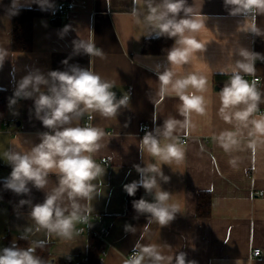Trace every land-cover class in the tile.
Wrapping results in <instances>:
<instances>
[{"label": "crops", "instance_id": "obj_1", "mask_svg": "<svg viewBox=\"0 0 264 264\" xmlns=\"http://www.w3.org/2000/svg\"><path fill=\"white\" fill-rule=\"evenodd\" d=\"M151 2L154 6L161 0ZM148 3L149 0H47L42 8L40 0H17V7L36 8L47 15L34 19L33 50L14 53L10 48L13 0H0V52L5 54L0 66V90L6 94L3 122L10 126L9 132L3 125L0 128V180L6 181L12 171L5 152L30 151L41 143L43 133L52 131L42 124L35 111V99L40 92L48 94L53 83L48 75L51 71L70 72L74 66L92 71L112 83L110 91L117 101L128 97V103L112 117L88 110L83 115L69 114L70 122L62 126L85 127L84 122L89 120L90 127L104 133L97 142L99 148L86 153L102 169L89 181L93 185L90 196L70 199L65 192L56 201L65 217L76 213L70 236L50 232L31 215L33 207L43 204L47 195L59 187V175L50 172L45 188L38 189L32 182L26 185L29 212L12 213L0 202L1 251L3 236L9 235L15 241L17 236L25 235L33 242L48 244L57 264H64L67 259H84L89 248L88 235L80 234L79 229L85 226L82 216L90 215L93 233L106 231L102 240L103 264H127L132 251L141 255L148 246H156L166 258L161 264H176L181 253L186 264H264V133L257 132L253 123L264 119V59L254 61V73L240 72L249 84L254 83L253 78L259 79L255 83L260 93L257 110L243 121L234 114L244 110V104L227 109V121L220 111V92L230 82V66L244 60L240 50L264 57V13H255L259 30L256 34L247 29L252 14L232 15L233 6L226 5L225 0H186V7L206 17L204 29L195 34L198 41L205 43L189 62L175 66L167 54L141 53L143 40L153 39L158 31L147 20ZM58 5L64 11L50 16V10ZM183 15L181 12L178 18ZM81 43H92L103 56L88 54L82 47L77 50L76 45ZM166 71L174 73L173 81L190 74L207 78L203 92L191 86L185 90L205 99L204 114L192 112L189 128L183 127L182 101L171 84L161 98L159 76ZM36 73L43 75L48 84L39 85L40 91L33 92L30 98L14 97L19 82ZM12 98L16 103L10 107ZM168 119L180 123L166 137L164 123ZM146 133H151L162 147L176 144L183 150V158L164 162L142 150ZM229 133L235 143L229 142ZM182 139L183 145L179 143ZM137 165H155L168 178L148 173L156 176L158 190L168 193L165 204L177 206L174 218L166 225H160L148 213L127 214L128 193L124 186L140 179ZM156 192V188L151 193L138 188L139 199L150 203L155 202ZM199 192L211 196L208 218L196 216ZM254 192L262 195L254 196ZM74 204L78 207L74 208ZM254 249L260 250L259 257H252ZM141 264L154 262L145 254Z\"/></svg>", "mask_w": 264, "mask_h": 264}, {"label": "clouds", "instance_id": "obj_2", "mask_svg": "<svg viewBox=\"0 0 264 264\" xmlns=\"http://www.w3.org/2000/svg\"><path fill=\"white\" fill-rule=\"evenodd\" d=\"M40 2L43 8L47 0H40ZM225 4L233 6L232 15L252 14L247 29L259 34L255 25V13H264V0H225ZM12 7H17V0H13ZM148 8L147 20L158 30L157 37L167 35L169 38H176L174 46L168 53V60L173 65L179 66L189 62L196 51L203 49L205 42L198 41L195 34L204 29L206 17L194 13L192 7H186V0H161V3L154 6L149 0ZM181 12L184 15L178 18ZM67 30L66 27L64 32ZM81 47L88 54L103 56V53L92 43L76 45L77 50ZM4 55L3 52H0V66H2ZM239 55L244 60L237 61L234 67L230 66L232 73L230 82L220 92L222 102L220 111L226 121L230 119L226 110L231 106L238 104L246 106L244 110L234 114L237 119L243 121L257 110L260 100V93L257 91L255 83L249 84L240 72L254 73L256 70L254 61L258 58L264 59V57H261L259 53H252L244 49L240 50ZM63 63H67V61H63ZM48 75L53 83L48 89V94L40 92L35 99V111L42 124L52 131L43 133L41 143L30 151H7L4 153V158L12 167L5 187L17 194H22L29 191L26 185L32 182L34 187L43 189L48 183L49 173H57L60 178L59 187L52 194L47 195L43 204L35 205L31 215L38 225L47 228L50 232L67 237L71 234L76 213L73 212L71 216L65 217L56 201L65 192L68 193L70 199L76 196H90L93 185L89 181L95 179L102 169L95 163L92 156L86 153H93L99 148L97 142L104 133L94 127L62 126L70 122L69 114L83 115L88 110L98 111L103 116L112 117L120 106L128 103V97L125 96L117 101L115 93L110 91L113 87L112 83L102 80L98 74L92 71L77 66L72 67L70 72L51 71ZM173 75V72L166 71L159 76L160 95L163 98L169 91L168 85L171 84L172 91L182 101L180 114L185 117L183 127L189 128L191 126L189 117L192 112L204 114L205 99L202 95L186 93L185 90L191 86L203 92L208 81L203 75L198 76L197 74H190L173 81ZM41 84H48V80L43 75L29 74L19 82L14 97L30 98L33 92L40 91L39 85ZM30 87L31 91L28 90ZM15 103V98L9 100L10 107ZM81 105L83 108L80 107ZM41 112L44 113L43 116L40 115ZM178 123L180 122L174 119L166 120L164 135L170 136ZM253 123L257 132L264 133V119L255 120ZM231 136L232 134L229 133V142L235 143ZM227 146L226 144L225 147ZM141 148L164 162H171L173 159L179 161L183 158V150L176 144L170 143L162 147L151 133L145 134ZM135 167L140 174V179L125 185V191L130 196L134 195L139 187H143L149 193L156 188L157 192L155 202L150 203L141 198L133 201V207L138 213L151 214V217L155 218L160 225H166L174 218L177 206L165 204L169 199L168 193L159 191L156 176L148 175V173L159 175L165 180L168 178L163 177V173L155 165H149L147 168H140L138 165ZM73 207L78 206L74 204ZM33 251L32 248L19 249L13 244L12 247L4 248L0 253V264H42L38 258L33 256ZM145 254L153 259L154 264H161L166 259L157 251L156 246H148L142 249L141 255L134 256L127 264H141ZM167 259L170 261L171 257ZM176 264H186L183 253L176 257ZM189 264H194V262H189Z\"/></svg>", "mask_w": 264, "mask_h": 264}, {"label": "trees", "instance_id": "obj_3", "mask_svg": "<svg viewBox=\"0 0 264 264\" xmlns=\"http://www.w3.org/2000/svg\"><path fill=\"white\" fill-rule=\"evenodd\" d=\"M15 13V14H13ZM44 11L36 8L16 7L11 15V42L10 48L14 53H29L33 49V22L38 17L46 16ZM174 37L167 35L143 40L140 50L144 55L166 56L174 45ZM6 112V94L0 90V128L5 119ZM6 181L0 180V202L6 204L8 210L14 213L29 212L28 192L17 194L5 187ZM139 200L138 189L134 195L127 196V214L138 215L139 213L133 207V201ZM23 202V203H22ZM211 215V196L208 192H199L196 199V216L199 218H208ZM4 248L12 247L13 244L22 250L34 249L33 256L38 258L42 264H57L50 255V246L45 243L31 241L25 235H19L15 241L11 240L9 235L2 238ZM88 252L84 259H74L66 261L64 264H103V253L105 250L104 242L94 234L88 235ZM2 253V251H1Z\"/></svg>", "mask_w": 264, "mask_h": 264}, {"label": "built area", "instance_id": "obj_4", "mask_svg": "<svg viewBox=\"0 0 264 264\" xmlns=\"http://www.w3.org/2000/svg\"><path fill=\"white\" fill-rule=\"evenodd\" d=\"M64 11V7L62 5H58L56 8L50 10V16L54 17V16H57L58 13ZM245 17H248L250 16L251 14H248V15H245L243 14ZM258 78H253V82L256 83L258 82ZM3 124V127L6 128V131L9 132V124L5 123V122H2ZM84 126L85 127H90V121L89 120H86L84 122ZM180 144H185V140H180L179 141ZM254 196H261L262 193L261 192H254L253 193ZM82 221L84 222L85 226L81 229H79V233L80 234H94L96 237H98L99 239H101V241L103 240V236L105 234V229H101V231L97 232V233H93L92 229H91V222H92V217L90 215H83L82 216ZM260 250L259 249H254L252 251V257H259L260 256ZM138 255V252L137 251H132L128 257H127V261L129 262L134 256H137ZM70 259H67V261H69Z\"/></svg>", "mask_w": 264, "mask_h": 264}, {"label": "rangeland", "instance_id": "obj_5", "mask_svg": "<svg viewBox=\"0 0 264 264\" xmlns=\"http://www.w3.org/2000/svg\"><path fill=\"white\" fill-rule=\"evenodd\" d=\"M0 246H1V241H0ZM2 246H3V244H2ZM0 253H1V247H0Z\"/></svg>", "mask_w": 264, "mask_h": 264}]
</instances>
